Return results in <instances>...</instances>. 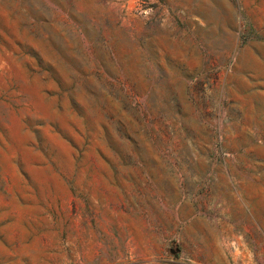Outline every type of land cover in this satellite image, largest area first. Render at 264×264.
<instances>
[{
  "label": "rangeland",
  "instance_id": "rangeland-1",
  "mask_svg": "<svg viewBox=\"0 0 264 264\" xmlns=\"http://www.w3.org/2000/svg\"><path fill=\"white\" fill-rule=\"evenodd\" d=\"M264 264V0H0V264Z\"/></svg>",
  "mask_w": 264,
  "mask_h": 264
},
{
  "label": "crops",
  "instance_id": "crops-1",
  "mask_svg": "<svg viewBox=\"0 0 264 264\" xmlns=\"http://www.w3.org/2000/svg\"><path fill=\"white\" fill-rule=\"evenodd\" d=\"M151 264H156V263H151ZM157 264H159V263H157Z\"/></svg>",
  "mask_w": 264,
  "mask_h": 264
}]
</instances>
